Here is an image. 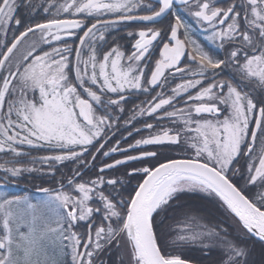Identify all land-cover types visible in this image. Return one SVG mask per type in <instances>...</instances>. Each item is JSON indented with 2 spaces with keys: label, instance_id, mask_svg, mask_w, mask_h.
Returning a JSON list of instances; mask_svg holds the SVG:
<instances>
[{
  "label": "snow or ice",
  "instance_id": "obj_1",
  "mask_svg": "<svg viewBox=\"0 0 264 264\" xmlns=\"http://www.w3.org/2000/svg\"><path fill=\"white\" fill-rule=\"evenodd\" d=\"M219 2L45 0L36 7L29 0L25 7L42 9L49 18L25 27L9 44L7 30L22 23L19 4L0 0V153L12 157L0 163V264H63L65 255L71 264H96L113 248L126 250L127 264H193L183 252L192 247L206 256L218 251L213 264H264V191L246 194L249 186L264 190V0H232L227 7ZM176 5L207 41L227 50L224 59L193 39V27ZM166 17L161 27L127 32L138 37L130 54L121 45L99 52L98 42L106 43L105 33L118 26L154 25ZM89 19L95 22L89 25ZM80 31L79 44L70 46ZM29 35L37 38L26 43ZM156 49L159 58L152 64ZM228 68L231 79H220ZM169 77L183 82L170 95L157 92L146 106H136L125 121L157 119L135 130L150 135L126 148L117 140L105 151L120 127L117 113L126 111L125 94L151 95L166 88ZM180 100L184 107L176 108ZM163 119L172 126L153 131ZM24 146L53 154L32 158L29 167L18 159L29 155ZM176 148L187 158H168L164 150ZM116 153L122 158L112 160ZM98 155L111 162L101 160L94 178L85 179ZM241 157L246 177L237 167ZM37 161L52 176L64 162L78 167L71 177L62 175L57 188H38L43 198L35 203L9 194V181L42 171ZM121 166L125 176L142 177L127 197L121 179L105 178ZM237 177L245 181L239 187ZM185 194L217 201L235 219V231L190 211L168 224L173 202ZM81 226L84 231H77Z\"/></svg>",
  "mask_w": 264,
  "mask_h": 264
},
{
  "label": "flooded vegetation",
  "instance_id": "obj_2",
  "mask_svg": "<svg viewBox=\"0 0 264 264\" xmlns=\"http://www.w3.org/2000/svg\"><path fill=\"white\" fill-rule=\"evenodd\" d=\"M19 4L18 11L16 13L17 18L21 19L22 23L20 27H16L13 25L10 29L7 30V42L10 44L11 40L14 36H18L21 31H24L25 27L29 26L32 23L42 22L43 20L49 18V16H46L42 9L36 10V7H38L41 4L45 3V0H31V3L36 6L34 8H28L25 7L26 4L29 3V0H17ZM58 2H63V0H58ZM152 0H145V3H150ZM232 0H220V2L216 5L218 7H227L229 3H231ZM176 10L178 14L182 16L185 21L193 27V39H196L198 43H200L206 51H209L210 54L216 56V58L224 59L226 54V49H219L216 48L215 45H212L207 39L205 38V34L200 30V27L195 24L193 18L189 16L180 5H176ZM33 12H35V15H33ZM52 12H55V9H52ZM136 14H146L144 12H138ZM73 18V17H69ZM169 18H164L161 20L158 24H145L141 22H136L128 26H118L115 30H111L110 32L105 33L106 43L104 42H98V50L99 52L108 51L111 47L115 45H121V50L124 51L126 54H130L132 51L131 45L135 42V39L138 37H129L127 36V32L129 31H138L141 28L144 27H161L163 25H166L168 23ZM94 20L89 19L87 23L90 25L91 23H94ZM38 35V34H37ZM83 35V31H80L77 36H74L68 40V43L70 46L75 47L79 44L78 36ZM37 37H34L32 35H29L27 38L26 43H30L33 39H36ZM181 38H183L181 36ZM4 39L3 31H0V41ZM23 46V45H22ZM55 46V45H54ZM45 51L48 50L47 45L42 46ZM159 58L158 56V49L154 50L153 57H152V64H154V60ZM193 69L195 68V65H190ZM231 74H233V70L231 68L225 69V72L222 76H220V79H231ZM148 75L150 76V72H148ZM183 81L179 78H176L173 80L171 77H169V82L166 85V88H156L151 92V95L142 94L141 92H132V93H126V103L123 105L126 109L124 113H117L120 117L118 123L120 125L119 128H114L113 132H115V135L112 137L110 142L107 144V147L104 149L105 151L114 146L116 144L117 140H120V146L123 148H126L128 144H133L135 140L140 139L141 137H147L150 135L149 130H142L140 132H136V129H143V125L145 123H152L157 124V119L155 118H149L148 116L144 117H137L136 120L132 121L131 124H125V121L129 119V117L132 115V110L136 106H146L144 103L147 100L151 99V96L156 95L157 92L164 91L166 95L171 94V88L175 87L176 84L182 83ZM206 86V85H205ZM198 91L197 89H192L191 94L195 95V92ZM86 98V97H85ZM115 98V97H112ZM184 99H187L185 96ZM176 108L184 107L183 101L180 100L175 105ZM168 111H172V108H168ZM167 126L171 127L172 123L167 120L163 119L159 121V127L155 128L153 131L158 132L160 130V127ZM128 133H132L131 136L128 135ZM111 135V134H110ZM122 137H126V139H122ZM259 142V141H257ZM99 145H97L98 147ZM23 151L29 153L26 157H20L18 158L21 163L25 164L26 166L32 167L33 165L28 163L32 158H38L43 157L47 155H51V153L47 148L45 147H39V148H29L27 146H24L22 149ZM144 150H156L155 148H146ZM94 151V149H92ZM167 153L168 158L174 159L175 156L184 157L187 158V155L182 149L176 148V149H166L164 150ZM259 153V144L258 147H256V153ZM128 154H137L135 152H129ZM11 155H5L4 153H0V163H2L6 159H11ZM122 158L119 153L113 154L112 160L114 159H120ZM85 159H90V157H86ZM101 160H104L105 162H111V160H108L107 158L102 157L101 155L97 156L96 161V167L92 168L91 170H85L84 171V178H94L96 172L99 168V162ZM160 162H164L163 157H161ZM37 169H42V171L33 172L31 174H23V177L21 179H18L14 182L9 181V184L12 185L7 189V192L11 195H27L30 199H32V202L40 200L43 198V194L39 193L37 191L38 188L42 187H48L55 189L58 187V181L62 182V175L64 177H71L72 176V169L78 167L76 164L72 162H64L63 164L56 166V172L55 176H52L48 174V168L47 166H42L39 161L34 165ZM135 167H140L142 165L135 164L133 165ZM237 167L241 169V175L247 176V160L244 157H241L239 160V163L237 164ZM125 169L121 166L118 167L115 170H112L110 172L105 173V178H119L123 181L125 188L127 189L124 191L123 195L127 193L129 188H131V182H134L136 180H139L140 176H132L127 177L124 175ZM235 180L238 181H244V179L238 177L235 178ZM0 183H3V181H0ZM120 250V249H119ZM119 250L113 248L111 251L106 252V256L110 255V253H113L116 256H119ZM104 254L101 255L100 259L97 260L96 264H100V260H103L105 263L108 262L105 258H102ZM118 258V257H117Z\"/></svg>",
  "mask_w": 264,
  "mask_h": 264
},
{
  "label": "trees",
  "instance_id": "obj_3",
  "mask_svg": "<svg viewBox=\"0 0 264 264\" xmlns=\"http://www.w3.org/2000/svg\"><path fill=\"white\" fill-rule=\"evenodd\" d=\"M258 144L259 142H257L256 147H258ZM181 158L184 157H179L176 155L174 159H181ZM141 179L142 177L139 180ZM139 180L131 182L132 186L124 195L125 197L128 196L129 192L132 190V188H134V186L137 184ZM233 182L236 183L238 187L245 183V181H238L235 179L233 180ZM257 191H264V190L249 186L246 194L251 196L253 193ZM177 205H179V207H177ZM184 211H190L192 214H198L200 216L206 217L207 219L205 222L209 223V225H220L221 227L228 229L230 233L235 231V227H236L235 219L233 218L232 215L226 214L225 210L221 208L220 204L215 200L206 199L202 195H197V194L182 195L180 196L179 200L173 202V209L170 210V216H172V219H169L167 223L174 224V222L180 218L179 214ZM97 220H99V217H97ZM77 231H84V226H81V228L77 229ZM183 252L185 257L192 258L193 263L195 264H213V261L218 259L219 256L218 251L215 250L210 255L206 256L197 247L186 248L183 250ZM102 258L108 260V262L105 264H121L120 257L116 256V254L114 255L113 253H110V255L108 256H106V253H104V256ZM254 258L257 261L260 260V254L258 249ZM61 259L63 261V264H71L70 256L65 255Z\"/></svg>",
  "mask_w": 264,
  "mask_h": 264
},
{
  "label": "rangeland",
  "instance_id": "obj_4",
  "mask_svg": "<svg viewBox=\"0 0 264 264\" xmlns=\"http://www.w3.org/2000/svg\"><path fill=\"white\" fill-rule=\"evenodd\" d=\"M35 202H37V201H35ZM119 255H120V260L121 261L123 260L125 262V264H127V253H126V250L125 249H120L119 250Z\"/></svg>",
  "mask_w": 264,
  "mask_h": 264
},
{
  "label": "water",
  "instance_id": "obj_5",
  "mask_svg": "<svg viewBox=\"0 0 264 264\" xmlns=\"http://www.w3.org/2000/svg\"><path fill=\"white\" fill-rule=\"evenodd\" d=\"M194 264V263H193Z\"/></svg>",
  "mask_w": 264,
  "mask_h": 264
}]
</instances>
